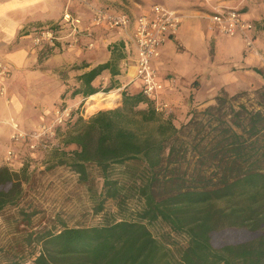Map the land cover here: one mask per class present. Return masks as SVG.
I'll use <instances>...</instances> for the list:
<instances>
[{"label": "trees", "instance_id": "obj_1", "mask_svg": "<svg viewBox=\"0 0 264 264\" xmlns=\"http://www.w3.org/2000/svg\"><path fill=\"white\" fill-rule=\"evenodd\" d=\"M113 49L109 60L84 67L89 69L77 76L72 95L88 98L118 88L95 84L105 71L122 74L125 42ZM215 100L203 113L211 116L207 124L192 118L177 127L133 82L122 90L119 107L80 118L82 127L66 139L76 149L61 162L90 191L96 180L90 170H97L102 187L92 192L96 212L113 199L119 217L108 214L92 226L63 222L26 235L28 245H42L33 264H264V112L243 118L238 112L226 123V100ZM18 177L0 167V217L21 197ZM130 200L137 204L128 207ZM224 231L243 236L217 239ZM2 264L29 263L11 257Z\"/></svg>", "mask_w": 264, "mask_h": 264}, {"label": "rangeland", "instance_id": "obj_2", "mask_svg": "<svg viewBox=\"0 0 264 264\" xmlns=\"http://www.w3.org/2000/svg\"><path fill=\"white\" fill-rule=\"evenodd\" d=\"M91 1L95 6L108 7L114 11H126L131 16L136 17L140 14L146 13L152 5L162 4L168 8L179 10L180 15L182 16L180 23L181 27L186 17H190L203 25H207L209 22V14L215 12V6L223 0ZM235 1L237 2L238 0ZM50 2L53 7L51 9L48 8L47 12L50 14L56 11L58 4H60L61 8L64 9L69 3L70 6L74 7V11L77 10L79 13H83L88 16L90 11L92 13V10L86 5L81 6L80 3L78 4L73 1L70 2V0H50ZM214 3L216 4L214 5ZM243 6L247 7L245 4ZM244 7L241 8L244 9ZM254 11L255 7L252 5L248 11L242 12V17L246 20H252L250 15L253 14ZM60 21L61 20L51 21L50 25L57 24ZM46 24L27 22L15 40L16 45L29 49V56L32 55L31 57H33V60L30 61L33 62V66H40V68L43 67L44 62L50 57L64 52L51 47H34L33 40L29 35L36 29L46 26ZM115 35V33H111L109 31L99 32L97 35L96 48L94 47L90 50L82 48L78 49V45L70 49V53H68L70 55L64 58L67 63L64 64V66L59 60H54L47 64L49 67L56 70V74L53 72L56 76L53 75L52 77L62 80L64 84H66L67 88L72 90L77 82V76L80 75L79 73L87 70V68H84L85 66L89 65L90 68L96 66L107 60L109 52L111 54L110 58L113 55L112 52L116 53L115 49H113L115 46L114 40L118 39L116 42L118 43L121 35ZM219 37L242 39L244 41L242 44L243 48L244 45L245 49L252 48L247 45L244 36L240 32L233 36L219 34ZM178 44L177 35L169 37L160 47L159 56L153 61L161 80L170 76L169 73L172 71V65L182 66L185 62L190 63L196 58L195 55L189 53L181 55L182 58L178 61L174 60L176 59V53L171 52V63L166 61L163 57L166 54V50H164L165 46L168 45L170 47L173 45L179 49V46H177ZM75 48L78 50H73ZM0 56L3 57L1 52ZM75 56L78 58L77 62H75ZM35 57H37V61L35 60ZM57 59H60V57H57ZM31 67L32 64H30L29 68ZM207 72V66L203 67V76H205ZM262 72L264 73V70H262ZM11 74H13L12 67ZM121 75L129 81V75L125 72H122ZM32 77L36 79V82L42 81L40 76L34 77L30 74V78ZM21 84V80H17L13 86L14 88H19ZM48 84L41 85L46 92H50L48 97L53 98L54 94L56 95L58 93V83L53 80ZM113 85L115 84L113 83ZM49 86L51 88H49ZM55 86L57 89L54 88ZM121 88L122 86H120V88L113 89L117 92L116 94L119 95L118 101L120 100L119 92ZM123 89L124 88H122V90ZM207 90L210 91L211 89ZM220 96L226 100L224 109L222 110L224 112L223 118L226 123H231L235 117H238V112L241 113L242 118L249 112H256L258 110L264 112V84L261 86L255 85L254 88L244 90L233 95L221 92L218 97ZM207 97L208 96L205 95L203 96V99H206ZM2 98L4 99V97ZM88 101L89 98L82 103L80 109H75L76 111L74 110V115L77 114L75 118H73L74 115L71 114L68 121L66 120L62 125L55 128V134L52 137H45L41 141H36L31 138L29 140L28 137L13 140L11 138L13 130L10 123H2L3 125L0 126V136L3 142L0 144V167H8L11 171L17 173L19 175L18 181H20L22 188V194L19 200L15 204L6 208L0 217V264L11 257H20V259L27 261L29 264H33V255H37L40 252L42 245L40 243L28 245L24 241V237L30 233L51 228L59 229L63 222L68 226H92L101 224L106 219L108 214L119 217L118 208L113 199L105 201V209L103 212H96L94 205L95 201L92 199V192L96 191V189L100 192L102 187V179L100 178V173L97 170H90L92 171V176L96 179L93 189L90 191L89 186L79 180L78 174L71 169L70 166L61 162L66 160L76 149L74 144L68 145L66 143V139L69 133H73L82 127L83 122L79 120L80 118L88 120L99 110L114 109L121 105L118 103H116L114 107L101 105L98 109L93 111L90 110ZM169 104L172 110H174V105H172L171 102H169ZM53 105L54 103H51V112L47 114L48 119L42 120L40 123L35 125L29 123L30 125L28 124V126L22 127L20 122L15 119L14 120L19 123L20 128L23 131L30 133V135L38 133L41 125L44 123L51 124L54 121L56 118L54 111L60 108L62 103H59L57 107L56 105ZM215 105H217L216 100L209 105L191 109L188 119L183 122H178L179 126L177 127L187 124L192 118H202L205 110L209 106ZM71 111L73 110L71 109ZM210 118V115H205L203 117L206 124V120ZM33 143L36 144L34 148L31 147V144ZM10 151L13 152V159L11 163L6 161ZM136 204L137 202L135 200H130L128 207H133ZM158 228L159 227H152L155 232L158 231ZM242 236V232L239 231H224L217 234V239L224 241L231 238L239 239Z\"/></svg>", "mask_w": 264, "mask_h": 264}, {"label": "crops", "instance_id": "obj_3", "mask_svg": "<svg viewBox=\"0 0 264 264\" xmlns=\"http://www.w3.org/2000/svg\"><path fill=\"white\" fill-rule=\"evenodd\" d=\"M6 2L13 3L14 7L0 16V52L11 64L13 74H10L3 81L7 90V98L4 100L0 95V126L3 125L2 123L9 124L10 119L17 120L22 127L28 126L29 123L34 125L40 123L42 120L48 119L47 114L51 112V103H54L56 107L59 103H64L72 110L80 109L87 98L81 94L72 95L74 88L70 90L62 80L52 77L56 74V70L47 65L54 60H59L63 66L67 64L64 58L70 55L68 53L72 49L67 47L70 40L69 31L66 30L60 34L62 40L59 46L55 48L64 52L58 54L61 56L53 55L50 57L44 62L42 68L33 66V62L30 61L33 60V57H31L32 55L29 56V49L16 45L15 40L27 22L47 23L46 26H48L51 21L62 20L61 18L68 9L74 17L81 18L83 23H87L91 19V11L89 16L79 13L77 10L74 11V7L70 6L69 3L64 9L58 4L56 11L50 14L47 12L48 8H53L50 0H6ZM76 3L79 4V2ZM244 4L247 7H244ZM80 5L85 6L82 3ZM252 5L255 7V11L250 17L256 25V38L250 49H245V45L243 48L244 41L242 39L219 37L213 33L209 27L210 21L207 25H203L190 17L185 18L176 34L179 49L173 45L165 46L166 54L163 57L169 63L172 59L171 52L176 53L174 60L178 61L183 54L191 53L196 56L190 63L185 62L182 66L172 65L170 76L164 78L166 81L175 79L174 86L166 89L161 97L174 105V110L168 117L176 126H179L178 122L188 119L191 109L211 104L221 92L233 95L254 88L255 85L264 84L263 76L257 72V70H264V0H238L237 2L235 0H223L215 7L238 6L244 7V11H248ZM99 32L108 31L98 28V30H94L91 36L80 35V44L77 48L90 50L87 44L91 41H94L96 48ZM109 32L120 36L116 31ZM117 40L114 42L116 43ZM119 40H123V36ZM77 48L73 50L76 51ZM110 56L109 52L107 60L110 59ZM74 58L77 62L78 58L76 56ZM35 60L37 61V57ZM30 64H32L31 68H29ZM205 66H207L208 72L203 76L202 69ZM30 74L34 77L40 76L42 81L36 82L35 78H30ZM17 80H21L22 84L19 88H14L13 85ZM53 80L58 83V93L56 94L58 96L54 94V97L51 98L48 97L50 92H46L41 84L47 85ZM127 82L128 79L123 75L112 77L109 71H105L95 84L105 88L114 83L115 87L120 88L119 86H122L123 88ZM75 85H79L78 81ZM49 88L51 87L49 86ZM54 88L57 89L56 86ZM131 88L129 89L131 90ZM121 90L118 104L122 103ZM205 95L208 97L203 99ZM2 143L0 136V144Z\"/></svg>", "mask_w": 264, "mask_h": 264}, {"label": "built area", "instance_id": "obj_4", "mask_svg": "<svg viewBox=\"0 0 264 264\" xmlns=\"http://www.w3.org/2000/svg\"><path fill=\"white\" fill-rule=\"evenodd\" d=\"M87 5L92 10V16L88 23H83L81 18L74 17L67 9L62 20L57 24L48 25L36 29L30 37L34 47L57 48L62 40L60 35L68 30L70 40L67 47L74 48L80 44V35L91 36L95 29L103 28L107 31H116L123 36L125 42V57L120 63L122 72L130 76L125 83V88L130 83L138 82L141 85L143 94L153 102L156 112L168 117L172 108L169 101L163 100L162 95L166 89L174 86L175 79L161 80L158 71L153 64L155 58L159 56L160 47L169 37L175 36L181 23L179 10L170 9L162 4L152 5L146 13L132 17L126 11H114L108 7L95 6L91 0H70ZM243 8L238 6H219L215 12L209 14L210 30L216 35L233 36L241 33L248 46L252 47L255 41L256 25L252 20L242 17ZM87 46L95 47L94 41ZM11 74V64L0 56V95L7 98V90L3 81ZM56 118L51 124L40 126L39 132L30 135L20 128L14 119H11L10 126L13 130L11 138L35 139L41 141L45 137H52L55 128L66 120L70 119L72 111L69 107L58 108L55 111ZM31 136V137H30ZM35 143L31 147H35ZM13 152L8 153L6 159L11 163Z\"/></svg>", "mask_w": 264, "mask_h": 264}, {"label": "bare ground", "instance_id": "obj_5", "mask_svg": "<svg viewBox=\"0 0 264 264\" xmlns=\"http://www.w3.org/2000/svg\"><path fill=\"white\" fill-rule=\"evenodd\" d=\"M115 90H112L107 93L99 92L89 96V108L90 110L95 111L101 105H105L107 107H114L119 99V95L116 94Z\"/></svg>", "mask_w": 264, "mask_h": 264}, {"label": "clouds", "instance_id": "obj_6", "mask_svg": "<svg viewBox=\"0 0 264 264\" xmlns=\"http://www.w3.org/2000/svg\"><path fill=\"white\" fill-rule=\"evenodd\" d=\"M14 7L13 3L6 2V0H0V16L4 14L8 9Z\"/></svg>", "mask_w": 264, "mask_h": 264}]
</instances>
